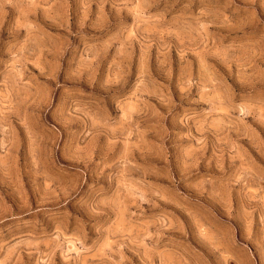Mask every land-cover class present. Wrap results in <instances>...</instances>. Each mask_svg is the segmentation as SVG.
<instances>
[{"label":"rangeland","instance_id":"1","mask_svg":"<svg viewBox=\"0 0 264 264\" xmlns=\"http://www.w3.org/2000/svg\"><path fill=\"white\" fill-rule=\"evenodd\" d=\"M0 264H264V0H0Z\"/></svg>","mask_w":264,"mask_h":264}]
</instances>
